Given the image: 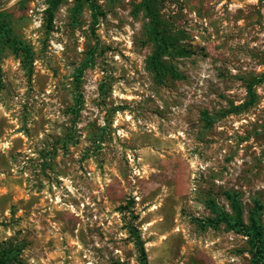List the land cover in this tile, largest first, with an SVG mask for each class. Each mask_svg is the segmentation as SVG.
<instances>
[{
    "label": "rangeland",
    "instance_id": "obj_1",
    "mask_svg": "<svg viewBox=\"0 0 264 264\" xmlns=\"http://www.w3.org/2000/svg\"><path fill=\"white\" fill-rule=\"evenodd\" d=\"M0 0V245L14 264H249L214 200L264 227V0H158L180 78L157 83L142 0ZM85 66L80 77L77 71ZM260 80V82H259ZM251 87L249 93L248 88Z\"/></svg>",
    "mask_w": 264,
    "mask_h": 264
},
{
    "label": "trees",
    "instance_id": "obj_2",
    "mask_svg": "<svg viewBox=\"0 0 264 264\" xmlns=\"http://www.w3.org/2000/svg\"><path fill=\"white\" fill-rule=\"evenodd\" d=\"M62 1L64 0H48L46 12L50 18ZM74 1L75 5L72 10L74 18L80 14L83 5L86 4L91 11L92 24L96 25L99 10L94 1ZM140 8L148 20L145 25V35L152 46V51L145 61L147 69L152 73L157 83L163 82L165 78H180L176 69L165 60V58L171 57L174 54L182 55V53L162 29L158 0H142ZM6 49H9L14 55L22 57L23 64L28 62L30 57L28 46L13 35L8 15L4 11H0V59ZM84 67L82 66L77 71V77H80ZM248 91L252 93L250 86ZM224 195L229 203L231 212L227 213L224 211L214 200H206L204 206L212 214V218L202 222L201 227L203 229H218L220 225H223L227 231L244 237L250 254L249 264H264V227L261 220L262 204L254 200L252 207L247 210V215L244 218L243 208L238 195L229 192H226ZM135 247L140 264H147L144 245L139 239L135 240ZM17 256L18 250L0 245V264H14Z\"/></svg>",
    "mask_w": 264,
    "mask_h": 264
}]
</instances>
